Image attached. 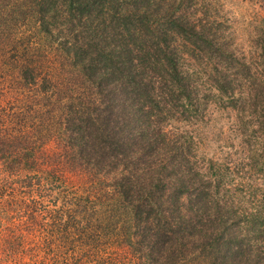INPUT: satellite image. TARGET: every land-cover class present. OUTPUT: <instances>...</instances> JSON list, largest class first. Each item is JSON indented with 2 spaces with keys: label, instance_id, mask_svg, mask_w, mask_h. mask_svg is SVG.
Segmentation results:
<instances>
[{
  "label": "trees",
  "instance_id": "16d2710c",
  "mask_svg": "<svg viewBox=\"0 0 264 264\" xmlns=\"http://www.w3.org/2000/svg\"><path fill=\"white\" fill-rule=\"evenodd\" d=\"M210 6L0 0V88L11 93L0 179L50 204L52 243L36 256L18 248L39 220L0 200V226L15 218L18 233L4 263L104 264V247L123 248L126 264H264V16L254 68L220 39ZM221 113L234 115L233 155ZM62 171L84 179L82 192L57 182Z\"/></svg>",
  "mask_w": 264,
  "mask_h": 264
},
{
  "label": "rangeland",
  "instance_id": "374dc122",
  "mask_svg": "<svg viewBox=\"0 0 264 264\" xmlns=\"http://www.w3.org/2000/svg\"><path fill=\"white\" fill-rule=\"evenodd\" d=\"M211 3L210 6V16L215 18V27L217 28L218 34L222 37L221 40H226L228 46L233 50L234 54L239 58L245 60V62H250L253 67L257 68L259 64L258 54L260 51L258 40L261 37L262 30L259 19L264 16V8L259 5V0H209ZM200 11V10H199ZM203 12V11H201ZM186 61V60H185ZM1 96H0V107H6L8 100L10 98V92L6 90V88H0ZM7 109V107L5 108ZM220 118V121L216 122V126L222 131V136L220 137L221 145L224 146L225 152H232L236 145V136L237 133L230 131L228 129L229 122L234 119V115L227 116L226 114H219L216 116V119ZM54 142L52 140H48L43 147V151L46 154H50L54 149ZM215 145H211V149H214ZM217 150H219L217 148ZM205 152H211L210 150H205ZM233 155V152L231 153ZM234 158V157H231ZM42 168V167H40ZM56 172V171H55ZM42 177L41 175H38ZM57 182H61V185L64 188L71 189L72 192H82L84 189V179L81 180L79 177H75L69 174L66 171H62L56 174ZM15 180V181H14ZM0 183L2 184L1 192H0V200L3 204H8V202H15L17 206L22 209L27 208L30 211L33 208V212L36 218L39 220L38 223L35 224L34 229L29 232L24 233V238L22 239L18 248H29L33 253L31 255L36 256L38 250L46 246H50L51 240L48 238L49 224L45 221H48V218L45 215L46 211H51V206L47 201L41 202L40 198H34V200H28V202H24L22 199H18L19 194V183L16 179L11 178L6 181H2L0 179ZM9 190H13V193ZM9 192V194H8ZM6 196L3 198V196ZM15 195V196H14ZM16 198V199H15ZM26 200V198H24ZM21 217H24V214H20ZM10 224L14 226L17 224L15 218L13 219V223H10L7 218L2 220L0 226V257H2V250L8 248V238L12 237L13 234H18L17 229L13 228ZM13 230L15 233H11L10 230ZM70 247V245L68 246ZM74 251L76 246H74ZM94 253L95 249H92ZM101 253L97 254L96 257L100 258L104 264H108V260L114 257L118 252L120 255L119 262H115L114 264H126L122 262H126L127 257L125 256L126 251L122 248H119L117 251L112 250V248H100ZM40 252V251H39ZM23 253V252H22ZM24 254V253H23ZM74 259H77L79 256L75 255ZM90 256L95 254L88 253ZM83 257V252L80 254ZM31 261L30 255L27 254V257L24 255L20 256L16 264H30ZM122 261V262H121ZM77 260L74 261L73 264H77ZM0 264H9L4 263L3 259L0 258ZM49 264V263H47ZM84 264V263H83ZM92 264V263H85Z\"/></svg>",
  "mask_w": 264,
  "mask_h": 264
}]
</instances>
